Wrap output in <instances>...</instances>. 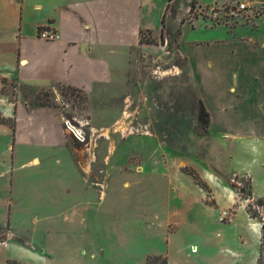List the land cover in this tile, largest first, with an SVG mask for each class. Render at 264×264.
<instances>
[{"label":"rangeland","instance_id":"obj_1","mask_svg":"<svg viewBox=\"0 0 264 264\" xmlns=\"http://www.w3.org/2000/svg\"><path fill=\"white\" fill-rule=\"evenodd\" d=\"M151 1L141 15L140 30L152 29L144 33L152 41L148 49L140 48L131 37L129 43H99V64L112 75L108 83H99V102L63 85L35 90L8 79L3 83L2 92L12 103L20 101L30 109L43 103L62 118L61 125L72 134L67 143L81 175L65 148L25 142L16 146L21 154L16 166L33 156L42 163L17 174L18 195L6 197V202L4 194L0 196V224L12 232L6 245L1 240L7 236H0V264L16 256L25 264H49L37 260L36 249L56 256L51 249L54 239L47 233L64 228L79 229L77 233L87 239V257L81 264H146L148 254L165 250L168 235L176 228L192 229L190 237L197 243H202V237L210 242L208 253L214 255V262L202 259L199 264H257L253 258L260 255L261 238L247 228L239 240L238 227L220 220L223 209H232V196L237 199L236 210L251 202L246 200L249 194L256 200L264 198L259 92L244 94L240 81L226 91L224 64L228 63L217 47L222 45L218 39L233 36L231 30L243 35L247 31L244 17L251 13L238 11L237 4L243 0L200 8L190 3L189 9L188 0L172 4L167 0L172 5L167 14L165 0ZM224 11L227 17L243 16L238 18L240 25L231 21V26H209L210 20L214 24L227 21L221 15ZM179 16H184V27ZM43 30L48 29H40L39 36ZM50 31L56 37L49 41L60 39L57 31ZM156 45L159 48L154 49ZM4 50L9 51L10 45ZM209 54L217 59L213 62ZM8 57L7 69H12L13 55ZM237 75L240 79V73L234 79ZM5 106L1 104L0 111ZM69 120L75 131L86 132L87 143L79 144L66 128ZM82 177L98 183V190L85 196L79 183ZM67 185L72 193L66 192ZM249 206L264 219V208H257L256 202ZM77 237H68L67 244H84ZM227 247L234 249V256L224 255ZM60 249L58 255L63 253ZM93 251L95 259L90 258Z\"/></svg>","mask_w":264,"mask_h":264},{"label":"crops","instance_id":"obj_2","mask_svg":"<svg viewBox=\"0 0 264 264\" xmlns=\"http://www.w3.org/2000/svg\"><path fill=\"white\" fill-rule=\"evenodd\" d=\"M165 1L168 7L167 14L172 6L170 4L174 0L168 1V3L167 0ZM191 1H187L188 9ZM196 1V5L200 8V6L205 7L211 5L210 3L216 4L217 2L224 5L230 0ZM243 1L249 2L254 8V13L251 16L244 17L246 18L247 31L243 35H238L231 30L232 37L218 39V43L222 44L217 46L220 56L222 58L224 56V60L228 63V65L224 64L226 74L224 88L226 91H232L235 81H240L241 92L244 94L258 90L256 92L259 93L256 94L260 97L262 122H264V0ZM150 4H152L151 0H0V105L6 104L4 111H0V117L15 120L14 131L10 126L0 124V135L4 134L3 137L0 136V140H2L0 196L2 193L4 194L5 202L6 197L11 195L14 198V194L18 195L17 174L27 171V169H35L42 163L40 157L33 156L32 159L16 166L15 160L21 155L18 149L16 151V146L21 142H25L27 145L56 146L67 149L69 158L74 162L73 167L77 173L80 174V172L75 164L73 151L67 143L68 137L70 139L73 137L61 125V122L63 124L62 118L59 119L54 111L44 106L30 109L29 105L23 102L12 103L7 94L2 92L4 81L12 80L16 84L23 87L30 86L35 90L53 88L56 85L70 86L85 92L93 102H99V98H97L99 97V83H108L109 78L112 77L111 72L99 64V43H129L128 40L131 37L133 42H138L139 47L148 49L147 46L150 45L140 43L139 38L142 32L140 30L143 29L141 28V15L145 14L146 8L149 10ZM176 12L177 10H175ZM221 15L227 21L219 20L214 24L210 20L209 23L207 22L209 26L214 28L223 25L231 26V21H235L239 26L240 19L238 18L243 17H227L225 11ZM165 16L161 17L162 24ZM183 19L184 16H179L181 27L186 25ZM195 20L199 19L195 18ZM41 28L57 31L60 39L49 41L40 38L39 30ZM145 28L143 32L152 30L151 27ZM7 44L10 45L9 51L4 50V46L6 47ZM155 48L159 47L156 45ZM180 51L185 55L182 48ZM8 54L13 55L12 69H7ZM209 58L214 62L217 56L209 54ZM237 73H240V79L238 75L234 79ZM12 76L14 78H11ZM94 91H97V94H94ZM226 94L228 96V92ZM30 132H32V137H29ZM260 134L262 133H258V135ZM79 183L80 187H83L81 192L85 196H90L89 193H93L99 188L98 183L91 184L83 177ZM246 186H250L249 179ZM71 187L70 185L66 189L67 193L73 192ZM232 197V209L229 211L233 214V218L229 223L238 227L237 239H244V229L247 228L255 232L257 239L261 238L262 222L255 223L254 221L257 219H253L249 215L247 211L249 202H244L240 205L241 210H236L237 199ZM252 198L253 201L256 200L253 196ZM84 202L89 203V201ZM13 213L14 207L12 206L9 210L10 219H12ZM8 230L9 228L0 224V236H7L1 240L2 243H5L3 245H6L11 238L12 232ZM181 230V228H176L169 233L165 250L154 251L148 256L165 257L168 259V264H185L187 261L199 264L202 259L205 261L211 259L214 262V258H212L214 255L208 253L210 242L206 238L202 237V243H197L190 237L193 235L192 229H186L183 232ZM78 231L79 229L68 228L51 229L47 235L54 239L51 249L55 250L56 256L50 250L39 252L36 249L37 260L49 264H81L82 259L87 257V239L81 237L82 234L77 233ZM71 235H79L80 237L76 239L84 241V244H67L70 241L68 237ZM23 246L31 249L32 244ZM60 246L63 253L58 255V252L62 251ZM234 254V249L229 247L224 251V255L229 258ZM90 258H96L95 251L91 252ZM215 258H220V256ZM258 258L259 253H256L253 261H258ZM10 261L23 263L17 256L11 258Z\"/></svg>","mask_w":264,"mask_h":264},{"label":"trees","instance_id":"obj_3","mask_svg":"<svg viewBox=\"0 0 264 264\" xmlns=\"http://www.w3.org/2000/svg\"><path fill=\"white\" fill-rule=\"evenodd\" d=\"M195 4H196V0H192L191 6L194 7ZM163 24L165 26V19L163 20ZM177 32H180V30H177ZM144 33L145 32H143V31L141 32V43H147V44L152 43L151 40L145 39ZM5 81H4V83H5ZM68 88L75 90V88H72L70 86H68ZM40 105L45 106V104H43V103H41ZM202 114L205 116L204 118H206V120H205L206 126L205 127H207L209 125V119H208V113L204 110V107L202 109ZM0 124L8 125L13 129V131L15 130V120L13 118L6 119V118L0 117ZM201 185L204 188H207V185L205 183L201 182ZM250 197H252V195L249 194V196L246 198V200ZM253 202H256L257 208H264V199H258L255 201H251L249 203H253ZM247 211H248L249 215L251 216V218L257 219L260 222H262L261 250H260V255H259L257 264H264V219L261 218L262 216L257 210L254 211L250 206L247 207ZM8 264H24V263H20L17 261H9ZM146 264H168V259L165 257H162V256H152L151 255V256L147 257Z\"/></svg>","mask_w":264,"mask_h":264},{"label":"built area","instance_id":"obj_4","mask_svg":"<svg viewBox=\"0 0 264 264\" xmlns=\"http://www.w3.org/2000/svg\"><path fill=\"white\" fill-rule=\"evenodd\" d=\"M237 8H238V11H241V12H246V13H251V14L254 13L253 6L251 4H249V2H247V1H243V2L238 3ZM40 37L43 39H46V40H53V39H55L56 36L50 30H43L40 33ZM66 125H67L66 128L70 129V131L74 134L76 139L81 140V141L84 140L83 131L78 130V129H77V131H75L73 124L71 123L70 120L67 121ZM249 199H250V201H253L252 197H250ZM220 220L222 222L231 221L232 220V213L224 210L221 213Z\"/></svg>","mask_w":264,"mask_h":264},{"label":"flooded vegetation","instance_id":"obj_5","mask_svg":"<svg viewBox=\"0 0 264 264\" xmlns=\"http://www.w3.org/2000/svg\"><path fill=\"white\" fill-rule=\"evenodd\" d=\"M164 28H165V26L163 25V27H162V31H161V41H162V40L164 41V39H163V36H164ZM163 41H162V42H163ZM83 133H84V131H83ZM85 134H86V132H85ZM85 134H84V135H85ZM86 136H87V137H84V140H83V141L77 139L78 143H79V144L87 143V141H88L89 138H88V135H86Z\"/></svg>","mask_w":264,"mask_h":264}]
</instances>
